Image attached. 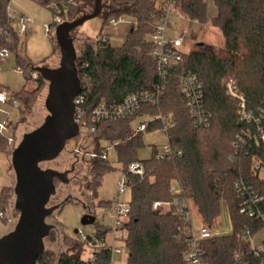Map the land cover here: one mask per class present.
I'll use <instances>...</instances> for the list:
<instances>
[{
    "label": "trees",
    "instance_id": "16d2710c",
    "mask_svg": "<svg viewBox=\"0 0 264 264\" xmlns=\"http://www.w3.org/2000/svg\"><path fill=\"white\" fill-rule=\"evenodd\" d=\"M81 1L44 0L40 5L45 8L49 3L63 6L66 11H62L61 18L70 22L80 12ZM106 1L108 12L102 13L103 24L95 45L85 44L82 56L77 58L81 82L78 99L83 100L86 120L96 104L117 105L127 96L152 90L160 83L157 61L153 56L155 47L148 38L155 33L165 15V2ZM10 2L0 0V27L10 32L5 45L15 55L17 69L25 76V86L13 94L19 103L21 118L27 113L26 106L35 93H27V85L35 82L41 87L44 80L32 77L35 65L22 53L23 40L7 18ZM211 2L212 10L208 9L205 0H177L176 6L183 18L196 20L199 25L212 23L218 28L224 39L223 48L203 42L192 51H181V61L173 65L158 105L145 104L131 118L100 123L94 132L86 134L96 141L115 143L118 160L124 167L131 191L130 213L124 222L127 231L125 245L129 253L127 264H187L184 257L189 244L184 232L192 225L194 227V222L191 219L185 221V212L189 211L192 219L196 214L200 227L214 232L222 206L229 210L233 232L226 235L214 232L212 238L200 241L202 262L264 264V252L255 253L245 239L246 231L253 238L264 231V220L258 217L264 212V0ZM49 10L54 16L55 11ZM122 18L130 19L132 24L122 45L113 47L103 28L110 25L111 20ZM49 35L52 38V32ZM183 72L196 75L203 83L204 103L211 114L208 127L194 125L179 80ZM231 77L235 78L244 96L250 119L242 118L239 106L224 91L223 83ZM23 94L28 96L23 98ZM142 115L152 119L146 123L147 131L164 128L160 116L172 119V125L167 127L168 142L181 155L165 159L153 156L144 161L135 158V149L142 144V132L133 131L131 124ZM15 125L12 141L0 136V152L8 159L15 148ZM237 136L242 142L236 139ZM82 137L79 135L74 139L77 142L75 154ZM96 149L88 160L92 179L88 189L93 198H97L103 177L114 170L108 159V148L97 145ZM82 159L85 160V155ZM135 162L143 166V177L127 172L129 165ZM175 185L180 189L179 195L172 192ZM253 197L260 201L253 203ZM11 198L12 189L1 187V223L5 220L4 213ZM177 201L179 205H176ZM156 203L167 204V207L164 211L155 210ZM100 204L108 208L111 201ZM243 208L246 211L241 213ZM94 225L93 234L87 235L86 242L76 241L71 254L57 256L55 252L45 250L35 264H109L110 253L104 248L93 252L94 260L92 251L88 257L83 256L84 247H89L92 236L100 241L110 231L109 226ZM60 231L61 228L55 227L48 239L57 243L59 234H62ZM63 240L67 238L63 236ZM237 254L242 257L237 258Z\"/></svg>",
    "mask_w": 264,
    "mask_h": 264
},
{
    "label": "rangeland",
    "instance_id": "374dc122",
    "mask_svg": "<svg viewBox=\"0 0 264 264\" xmlns=\"http://www.w3.org/2000/svg\"><path fill=\"white\" fill-rule=\"evenodd\" d=\"M12 3H24L26 2V7H32L33 5H38L40 11L36 16V25L38 26L39 39L32 37L28 39V49L29 51H35L38 46L41 44H48L51 48L53 44V57L49 62L44 63L42 66L48 68H57L60 63V51L55 42L54 31H52V38L45 35L44 26L51 25L53 22L52 12L41 6L40 4L32 0H11ZM21 1V2H20ZM24 1V2H22ZM209 10L213 9L211 0H205ZM94 0H83L80 2V12L76 16L79 18L83 14L90 13L93 9ZM32 5V6H31ZM103 5L106 9L103 11V15L108 12L109 4L106 0H103ZM36 6V7H38ZM102 16L89 20L84 23L78 30L72 32V37L74 38V45L77 51V56L80 58L85 50V44L90 43L95 45V41L98 38V34L102 28L103 19ZM75 18V19H76ZM169 23L171 25L168 28L166 35L174 36L176 32L180 30H185L187 33V40L184 45L185 52L192 51L200 43H206L213 45L215 48L222 49L224 46V39L219 32L218 28L214 27L212 23L196 25L193 21L174 16L173 14L169 15ZM132 21L128 18L124 19L122 22H117L116 24L105 25L103 28V33L110 37V43L113 47H120L123 43V37L130 30ZM14 31L19 35V25L17 23L12 24ZM42 31V33H40ZM44 35V37H43ZM20 38L24 39L21 35ZM37 37V38H38ZM23 54L24 51L22 52ZM33 79L40 77L39 74L34 73L32 75ZM228 79H235L233 77ZM226 79V80H228ZM0 84L7 88L10 93L16 94L23 89L26 84L24 74L17 69L15 62V55L12 54L7 62L4 63L0 71ZM35 92L32 96V100L29 103V106H26L27 113L22 115L18 109H13L6 106H0V120L4 117V114H8L9 118L13 121L16 131V140L14 143L15 148L20 143L22 137L38 128L47 116V111L45 108V99L48 93V83L44 81V84L40 87L35 82H30L27 85V93ZM28 95L23 94V98H26ZM152 119L147 115H142L137 117L131 124V129L136 131L138 126L142 123L150 122ZM168 144V139L164 135L161 128H155L151 131L146 129L142 131V144L135 149V158L138 161H144L151 159L153 156L156 158L157 151L163 146ZM97 145L101 148H108L107 155L109 161L112 163L114 168L113 171L106 174L101 183V187L98 189L97 198L91 196V192L88 189V185L91 182V176L89 174L91 163L88 162L90 159V154L96 152ZM14 148V149H15ZM77 149L76 140L72 139L66 144L65 150L59 156L58 159L41 164L43 169H54L59 172H65L71 169L72 166H75V171L69 175L70 183L65 185L61 183L56 184V195L51 198L49 204L55 203V201H62L67 197H71L72 201L65 204V206L58 213L47 219L48 224H52L58 229L61 228V233L59 234L57 243L53 242L50 239H45V250L53 251L58 256L61 253L71 254V250L75 246V242L79 241V234L76 233V230L80 231L82 235H91L95 231L94 224L82 225V220L84 216L88 213L95 218V222L105 225L112 226L114 223V218L106 215L107 208L101 205V202L114 201L118 194L119 184L124 183L126 180V174L124 172L123 165L118 160V153L116 150V144L111 143L106 140L96 141L95 138L88 137L86 134L80 139L78 143V150L75 154L74 151ZM85 155V160L82 159V156ZM9 175L11 177L10 185L2 186L12 189V198L10 199L9 205L5 210V220L0 222V236H4L11 232L19 219V212L15 210L14 203L15 197L13 188L15 185V174L11 166V155L8 157L0 152V180H9ZM178 189V185H175ZM1 188V187H0ZM131 191L126 189L123 194V200L127 203L130 202ZM79 202V203H77ZM89 209V211L86 209ZM56 217V218H55ZM193 222L195 230L200 229V224L198 223V218L196 214H193ZM216 235H226L233 232V226L230 219V213L226 206H222L221 215L218 220V225L216 230H214ZM53 233V231H52ZM51 233V234H52ZM259 233L255 237V241L260 238ZM63 236L67 240H63ZM124 235L123 241L116 242V248L120 249L121 255H115L116 264H127L128 263V250L125 245ZM106 240L108 243H112V237L110 234L107 235ZM85 251L83 256L88 257L91 252V249L88 246L84 247Z\"/></svg>",
    "mask_w": 264,
    "mask_h": 264
},
{
    "label": "built area",
    "instance_id": "2783aa9c",
    "mask_svg": "<svg viewBox=\"0 0 264 264\" xmlns=\"http://www.w3.org/2000/svg\"><path fill=\"white\" fill-rule=\"evenodd\" d=\"M38 4L44 2V0H32ZM165 2V15L160 21L154 34L149 36L148 40L154 45L155 49L153 56L157 61V73L160 78V83L152 90L145 92H137L127 96L120 104L112 105L104 102L96 104L90 112L89 120H86L83 116L82 110V99L75 100V121L80 127V135L83 136L88 132H94L96 126L103 122H112L120 119H128L134 116L140 108L145 105H158L162 99L166 88H167V79L168 75L173 68V65L181 61V54L185 42L187 40V33L185 30H180L176 33L174 38H169L166 35V32L169 28V15L176 14L181 16L179 9L176 6L177 0H163ZM68 4L69 1H66ZM47 8L55 11L53 16L52 25L46 27L47 33L54 31L57 26L66 22L61 18L62 11H66L63 6L57 5L56 3L47 4ZM7 18L10 22V25L17 23L19 25V35L23 36L27 30V25L29 19L23 15L14 11L9 5L7 8ZM123 22L124 19L118 21L111 20L110 24H116L117 22ZM194 24H198V21H193ZM13 27V26H12ZM14 29V28H13ZM10 38V32L7 29L0 27V71L5 62H7L12 55L10 50L5 45L6 40ZM182 91L186 98V106L190 111V114L193 118L194 125L196 127H208L210 125L211 114L209 113L203 97V83L200 79L189 72H183L179 77ZM224 91L229 99L234 101L240 110V115L243 119H250V113H247L245 110V100L243 94L240 92V89L237 85L235 79L225 80L223 83ZM0 106H6L13 109H18L19 103L14 98L13 93H10L9 90L3 87L0 84ZM160 119L164 125L162 129L164 135L167 137V127L172 125V119L163 118L160 116ZM147 124L142 123L138 126L137 132H142L146 129ZM14 135V123L9 118L8 114H4L2 120H0V136L7 138L9 141H12ZM168 139V137H167ZM236 139L239 142H242L241 137L237 136ZM237 143V142H236ZM237 145V144H236ZM157 159H165L172 156L181 155L180 152L174 151L169 142L167 145H163L157 151ZM127 172L139 177L144 176V168L138 163H132L129 165ZM129 189L127 184V178L124 183L119 184L118 194L114 201L111 202V206L107 208L106 215L114 218V223L110 226V231L108 234L112 237V243H108L106 240L107 235L104 239L97 241L93 236L92 240L89 243V248L91 249V257L94 260L93 252H96L100 248L107 249L110 253L109 264H116L115 255H121L120 249L116 248L117 241H123L124 235L127 237V231L124 227L125 219L130 213L129 203L123 200V194ZM172 192L174 195L180 194V189L172 187ZM260 200L256 197L252 198L253 203H257ZM180 203L177 201L176 205ZM167 207V204L156 203L154 204L155 210L164 211ZM181 212V210H179ZM246 208L241 210V213L245 212ZM254 213H250V216L253 217ZM258 217L264 220V212L259 214ZM185 221L193 220L191 213L189 211L184 214ZM79 242H86L87 236L82 235L80 231ZM185 237L189 244V249L185 253V261L187 264H204L201 258V249L199 247V242L205 239H210L214 236V232L206 227H200V229L195 230L193 225L192 228L184 232ZM245 239L250 244L251 248L255 253L264 252V241L260 244L254 242V238L249 235V231L245 232ZM126 240V238H125ZM237 258H241L242 254H237Z\"/></svg>",
    "mask_w": 264,
    "mask_h": 264
},
{
    "label": "water",
    "instance_id": "95a60500",
    "mask_svg": "<svg viewBox=\"0 0 264 264\" xmlns=\"http://www.w3.org/2000/svg\"><path fill=\"white\" fill-rule=\"evenodd\" d=\"M103 9V0H94L90 13L57 26L54 37L60 51L59 66L34 67V72L48 83L45 99L48 114L38 128L22 137L11 154L15 174L14 207L20 216L15 228L0 236V264H35L45 252V239L55 229L54 225L47 223L58 208L49 206L57 192L55 180L67 185L74 167L59 172L43 169L41 164L58 159L67 142L80 135V127L75 121V100L81 93V82L71 34L85 22L100 17ZM71 201V197L66 198L63 206ZM94 223L95 218L88 213L82 220V225Z\"/></svg>",
    "mask_w": 264,
    "mask_h": 264
},
{
    "label": "crops",
    "instance_id": "0c3cea01",
    "mask_svg": "<svg viewBox=\"0 0 264 264\" xmlns=\"http://www.w3.org/2000/svg\"><path fill=\"white\" fill-rule=\"evenodd\" d=\"M22 2H24V1H22ZM26 4H27L26 2L22 3V5H21V3H18V2H17V4L16 3H12V1L10 2V6H11V8L14 11H16L19 14L25 15L29 19V23L27 25V30H26L25 34L22 36L24 38V39H22L23 40V43H24V47H23V51L25 53L24 55L35 66H42L44 63L49 62L50 59L53 57V53H54L53 44H52V47L50 48L48 46L47 42H46L45 45L44 44H41V46H38V48L35 51H29V49H28V39H30L32 37L33 38L36 37V39H39L38 36H41V34L38 35L39 29H38V26L36 25V16H37L38 12L40 11V9H39V6L38 5H36L38 7H36L35 5H33V6L31 5L32 7H26L27 6ZM173 15L174 16H178L176 14H173ZM178 17L183 18L181 16H178ZM196 25H199V24H196ZM46 27L47 26H44L45 35L48 36V37H51V35H49V33H47V31H46ZM170 27H171V25L169 23V28ZM40 33H42V31H40ZM176 33L172 37L171 36H168V35L167 36L169 38H174L176 36ZM104 35H106V34H104ZM106 36L110 40V37L108 35H106ZM43 37H44V35H43ZM182 51H185L184 50V47H183ZM10 182H11V177L9 175V180L8 181H6V180H0V187H2V186H8V185H10ZM198 223H199V221H198ZM260 233H261L260 234V238L257 241H255V237H254V242L256 244H260L261 242L264 241V231H262Z\"/></svg>",
    "mask_w": 264,
    "mask_h": 264
},
{
    "label": "flooded vegetation",
    "instance_id": "af4514ba",
    "mask_svg": "<svg viewBox=\"0 0 264 264\" xmlns=\"http://www.w3.org/2000/svg\"><path fill=\"white\" fill-rule=\"evenodd\" d=\"M73 167H74V169H73V171H72L71 173H73V172L75 171V166H72L71 169H72ZM71 169H70V170H71ZM71 173H70V174H71ZM70 174H69V175H70ZM68 178H69V176H68ZM69 180H70V179H69ZM69 183H70V182H69ZM69 183H68V184H69ZM67 198H68V197H67ZM64 200H65V199H64ZM64 200H62V201H57V202L55 201V203H53L52 205L49 204L50 207H58V208L55 210V212H54V213H56L57 215H58L57 212H59V211L65 206V205L63 206V201H64ZM53 215H54V214H53ZM53 215H52V216H53ZM52 216H51V217H52ZM55 218H56V217H55ZM55 227H56V226H55ZM54 230H55V229H54Z\"/></svg>",
    "mask_w": 264,
    "mask_h": 264
}]
</instances>
